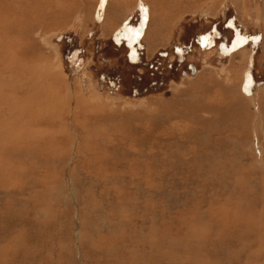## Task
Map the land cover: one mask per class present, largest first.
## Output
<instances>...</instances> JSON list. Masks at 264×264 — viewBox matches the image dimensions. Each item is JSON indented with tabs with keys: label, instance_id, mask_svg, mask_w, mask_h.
<instances>
[{
	"label": "rangeland",
	"instance_id": "1",
	"mask_svg": "<svg viewBox=\"0 0 264 264\" xmlns=\"http://www.w3.org/2000/svg\"><path fill=\"white\" fill-rule=\"evenodd\" d=\"M116 2L0 0V264H264V0Z\"/></svg>",
	"mask_w": 264,
	"mask_h": 264
},
{
	"label": "crops",
	"instance_id": "2",
	"mask_svg": "<svg viewBox=\"0 0 264 264\" xmlns=\"http://www.w3.org/2000/svg\"><path fill=\"white\" fill-rule=\"evenodd\" d=\"M132 2H134V4H136V0H132L130 3H128V0H117L116 6L119 7V9H121V10L123 8L127 9L129 7L128 5H130ZM178 8H179V10H178L179 12H174V13H172V11L169 8H167V9L160 8V17L163 21H165V23H164V25L156 27V29H154V34L156 35L157 39H160L161 33L163 31L170 33L175 28L176 24H174V23L172 24L171 22L172 21L175 22L177 20V17L180 15L181 12H185V11L190 10L189 7H188L189 9L187 7H185L187 10H185V8L183 10H181L180 7H178ZM135 10H136V12L138 11L136 8H135ZM131 11H132V8L128 11V13H130ZM184 15L186 16V14H184ZM132 17H133V15H131V17H128L124 21V17L122 18V12L119 13V12L115 11L113 13V15H108L105 18L103 17L104 18V22H103L104 25H102V30L108 31L107 28H105V26H106L105 24L110 25L112 27L111 28L112 34H110V32H109V35L113 36V35H115V33H117L118 30L122 29L123 25L125 23H127ZM152 17H153V15H152ZM120 19H122L121 22L119 24H117L118 21H120ZM166 42L169 43V40L167 39Z\"/></svg>",
	"mask_w": 264,
	"mask_h": 264
},
{
	"label": "bare ground",
	"instance_id": "3",
	"mask_svg": "<svg viewBox=\"0 0 264 264\" xmlns=\"http://www.w3.org/2000/svg\"><path fill=\"white\" fill-rule=\"evenodd\" d=\"M8 1V0H7ZM15 1H17L18 2V5L19 4H21L22 2H25L26 0H15ZM178 1H180V0H177V2ZM185 3V7H189L190 8V6H189V4L188 3H191L192 2V0H182V2L181 3ZM10 4V3H9ZM188 8V9H189ZM182 10V9H181ZM181 13H183V12H181ZM12 21V20H11ZM11 23V22H10ZM5 24V23H4ZM21 26V25H20ZM1 39V38H0ZM8 39V38H7ZM48 41V40H47ZM6 49V48H5ZM196 71H197V69H196ZM4 83H3V82ZM10 87V83H8L5 79H0V88H3V87ZM1 94V93H0ZM14 97V96H13ZM13 100V99H12ZM53 101V100H52ZM2 103V102H1ZM5 103V102H4ZM52 104V103H51ZM4 106V105H3ZM7 107H8V105H7ZM19 112V111H18ZM1 113H3V112H1ZM2 115V116H1ZM13 115H15V111L13 110V108H10V110L8 109V110H6V111H4V113L3 114H0V124H3L4 122L5 123H11V122H9L10 120H12V122L13 121H15V119H14V117H13V119H12V116ZM28 116V115H27ZM18 121V120H17ZM13 123H16V121L15 122H13ZM26 126V125H25ZM14 127V126H13ZM1 129V128H0ZM10 129H11V127H10ZM2 130V129H1ZM17 130V129H16ZM16 130H15V128H12V130H11V133H9V134H7V136H4V138L5 139H7V138H10V137H12V139H15V140H17L18 142L19 141H21V140H23V139H25V136H27V137H29V138H35V136H37L35 133V130L33 131V130H31L30 128H26L25 127V129L22 131V135L20 134V135H17V133H19V132H17L16 133ZM3 131V130H2ZM1 139H2V137H1ZM0 139V140H1ZM8 140V139H7ZM2 142H4L3 140H1ZM8 142V141H7ZM1 145V144H0ZM23 146V145H22ZM3 151V150H2ZM13 240V239H12ZM151 253V252H150ZM154 254V253H153ZM158 254V253H157Z\"/></svg>",
	"mask_w": 264,
	"mask_h": 264
},
{
	"label": "water",
	"instance_id": "4",
	"mask_svg": "<svg viewBox=\"0 0 264 264\" xmlns=\"http://www.w3.org/2000/svg\"><path fill=\"white\" fill-rule=\"evenodd\" d=\"M191 70H192V73H195V71H196V66L193 65V64H191Z\"/></svg>",
	"mask_w": 264,
	"mask_h": 264
},
{
	"label": "flooded vegetation",
	"instance_id": "5",
	"mask_svg": "<svg viewBox=\"0 0 264 264\" xmlns=\"http://www.w3.org/2000/svg\"><path fill=\"white\" fill-rule=\"evenodd\" d=\"M138 59H136L137 61L140 60L139 57H137Z\"/></svg>",
	"mask_w": 264,
	"mask_h": 264
},
{
	"label": "trees",
	"instance_id": "6",
	"mask_svg": "<svg viewBox=\"0 0 264 264\" xmlns=\"http://www.w3.org/2000/svg\"><path fill=\"white\" fill-rule=\"evenodd\" d=\"M138 12V11H137ZM137 14V13H136ZM139 14V13H138ZM132 55V54H131ZM136 59H138V58H136Z\"/></svg>",
	"mask_w": 264,
	"mask_h": 264
}]
</instances>
